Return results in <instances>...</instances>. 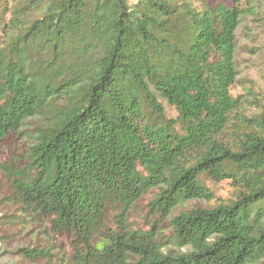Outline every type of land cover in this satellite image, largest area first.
Segmentation results:
<instances>
[{"label": "trees", "instance_id": "1", "mask_svg": "<svg viewBox=\"0 0 264 264\" xmlns=\"http://www.w3.org/2000/svg\"><path fill=\"white\" fill-rule=\"evenodd\" d=\"M254 4L0 0V140L45 113L27 166L4 168L9 198L70 237L72 264H264V113L230 94ZM203 177L230 180L234 200L186 207L213 198ZM151 191L150 227L134 229Z\"/></svg>", "mask_w": 264, "mask_h": 264}, {"label": "rangeland", "instance_id": "2", "mask_svg": "<svg viewBox=\"0 0 264 264\" xmlns=\"http://www.w3.org/2000/svg\"><path fill=\"white\" fill-rule=\"evenodd\" d=\"M132 1V0H130ZM212 3L231 5V0H209ZM254 2L253 16L243 17L235 38V66L237 78L230 89L233 98H242V108L238 111L248 117L264 113V0H239L241 8ZM9 19V13L3 14L0 8V23ZM167 118H175V109L160 100ZM62 104V103H60ZM45 124V113L40 112L27 118L20 131L11 132L0 140V264H72L73 248L67 234H55L50 229L49 219L31 211H23L9 198L12 195L11 182L4 168L16 173L24 169L29 161V148L37 131ZM230 130L223 139L229 142ZM205 187L212 193L209 202H192L186 207L215 206L230 203L236 196V189L230 180L214 182L202 178ZM156 191H151L133 205L128 214V223L134 229L148 230L152 222L147 204ZM176 210L173 215H176ZM17 220V221H16ZM19 220V222H18ZM157 225L163 233V240L170 235L168 221H159ZM38 249L48 257L28 259L18 251ZM46 255V256H47Z\"/></svg>", "mask_w": 264, "mask_h": 264}]
</instances>
